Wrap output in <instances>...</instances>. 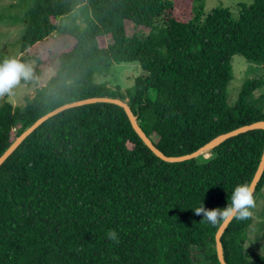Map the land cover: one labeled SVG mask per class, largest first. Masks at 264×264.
<instances>
[{
	"label": "trees",
	"instance_id": "obj_1",
	"mask_svg": "<svg viewBox=\"0 0 264 264\" xmlns=\"http://www.w3.org/2000/svg\"><path fill=\"white\" fill-rule=\"evenodd\" d=\"M203 7V0H37L25 15L20 60L38 69L21 82L31 85L41 68L57 65L25 105L0 106V157L44 115L93 97L126 102L168 157L264 121L253 100L264 79L246 81L234 106L227 98L235 55L264 67V0L239 4L238 14L216 8L202 17ZM127 23L138 30L132 36ZM117 63L142 69L125 94L95 82ZM209 153L161 160L114 104L59 113L0 167V264H221L215 236L222 223L193 209L224 208L236 185L251 184L264 130ZM263 189L264 173L255 200ZM252 224L250 215L228 226L221 238L227 264H264L246 250ZM110 230L117 241L107 238Z\"/></svg>",
	"mask_w": 264,
	"mask_h": 264
},
{
	"label": "rangeland",
	"instance_id": "obj_2",
	"mask_svg": "<svg viewBox=\"0 0 264 264\" xmlns=\"http://www.w3.org/2000/svg\"><path fill=\"white\" fill-rule=\"evenodd\" d=\"M37 0H0V60L15 57L20 60L21 41L27 29L26 13L35 6ZM204 7L202 17H206L213 9L229 8L234 14H238V5L241 3L251 5L254 0H203ZM81 23V21H79ZM82 25V24H81ZM138 30L130 23H127L128 35L132 36ZM141 34L147 35L149 30L139 29ZM32 75L36 73L37 65L35 61L27 62ZM56 61L51 67L40 69L36 81L31 84L20 82L12 91L11 95L0 97V106L9 102L14 106H23L28 98H33L36 90L45 86L56 69ZM234 78L228 87L227 98L230 106L237 102L242 85L246 81L264 79V67L254 62L247 61L240 55L232 58ZM142 69L138 63H117L103 74L96 75L97 84L106 85L108 88L118 89L125 94L133 87L134 82L140 76ZM264 87L256 91L253 100L263 109L264 113ZM205 158L210 156L207 152ZM253 217V224L250 228L248 241L246 244L247 252L252 256L260 254L264 256V189L255 200V206L250 209Z\"/></svg>",
	"mask_w": 264,
	"mask_h": 264
},
{
	"label": "water",
	"instance_id": "obj_3",
	"mask_svg": "<svg viewBox=\"0 0 264 264\" xmlns=\"http://www.w3.org/2000/svg\"><path fill=\"white\" fill-rule=\"evenodd\" d=\"M96 103H107V104H114L124 109L126 115L128 116L130 123L136 132V134L140 137V139L143 141V143L161 160L168 162V163H180L187 160L198 158L199 156L204 155L207 152H211L221 144H223L225 141L239 136L241 134L247 133L249 131L254 130H264V121H258L249 125L242 126L240 128H237L229 133L223 134L221 136L216 137L212 141L208 142L206 145L198 149L197 151L187 154L184 156H176V157H168L164 153H162L155 145L152 143V141L149 139V137L145 134L143 129L139 126V123L137 121V118L132 113L130 107L128 104L121 99L118 98H109V97H93L88 98L84 100L75 101L72 103L65 104L59 108H56L55 110L49 112L48 114L44 115L40 119H38L33 125H31L29 128H27L10 146L9 148L4 152V154L0 157V167L6 162V160L17 150V148L38 128L40 127L44 122H46L48 119L58 115L59 113L75 108V107H81L85 105L90 104H96ZM264 173V153L261 159V162L258 166V169L255 173V176L251 182V185L253 187V194L256 192V188L258 183L260 182L262 176ZM233 221V219L226 220L222 222L220 225L215 239H216V248H217V254L218 259L221 264H227L225 261L224 256V249L222 245L221 238L225 231L227 230L230 223Z\"/></svg>",
	"mask_w": 264,
	"mask_h": 264
},
{
	"label": "clouds",
	"instance_id": "obj_4",
	"mask_svg": "<svg viewBox=\"0 0 264 264\" xmlns=\"http://www.w3.org/2000/svg\"><path fill=\"white\" fill-rule=\"evenodd\" d=\"M32 76L31 67L15 57L0 60V97L11 95L13 89L23 80ZM230 200V203H229ZM255 206L253 187L250 183L236 185L228 197V204L224 208L206 209L202 205L193 209L196 214H202L210 224L216 225L230 219H246L251 215L250 209ZM107 238L117 241L114 231L107 233Z\"/></svg>",
	"mask_w": 264,
	"mask_h": 264
}]
</instances>
